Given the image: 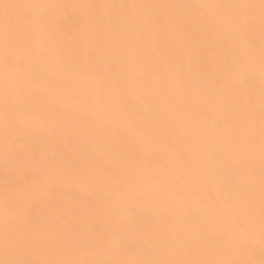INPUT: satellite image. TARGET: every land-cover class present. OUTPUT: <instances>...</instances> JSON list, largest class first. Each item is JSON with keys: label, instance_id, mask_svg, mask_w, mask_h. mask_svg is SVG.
Here are the masks:
<instances>
[{"label": "bare ground", "instance_id": "obj_1", "mask_svg": "<svg viewBox=\"0 0 264 264\" xmlns=\"http://www.w3.org/2000/svg\"><path fill=\"white\" fill-rule=\"evenodd\" d=\"M262 15L0 0V261L264 264ZM26 44L55 50L45 78Z\"/></svg>", "mask_w": 264, "mask_h": 264}, {"label": "snow or ice", "instance_id": "obj_2", "mask_svg": "<svg viewBox=\"0 0 264 264\" xmlns=\"http://www.w3.org/2000/svg\"><path fill=\"white\" fill-rule=\"evenodd\" d=\"M262 13H264V0H260ZM5 9H9L12 7H20L21 5H10L5 4L3 5ZM27 7L36 8L40 10V13L38 16H36L34 19L30 20V23L34 24L37 28L44 27L47 25L48 17L46 14V10L50 7H54L53 5L48 4H34V5H27ZM62 7H83L80 5H63ZM95 7V6H92ZM211 7L224 9L227 7H236V8H249V5H211ZM9 21L10 17H5L6 22V33H5V44H4V56L3 61L5 66H16L17 68L22 69L23 65L17 64L16 58L12 52L13 44L12 42L7 38V33L10 31L9 27ZM262 25H264V15H262ZM29 55H33L37 58V63L33 67V74L37 79H42L47 76V65L44 62L45 58L50 62L53 59H57L55 50L51 47H48L47 45H44L41 47L39 51H34L30 45H25ZM264 227V225H262ZM0 264H113V262L108 261H89V260H73V261H15V260H3L0 261ZM117 264H137V262H117ZM159 264V262H158ZM167 264H176V262H167ZM184 264H199V262H184Z\"/></svg>", "mask_w": 264, "mask_h": 264}]
</instances>
